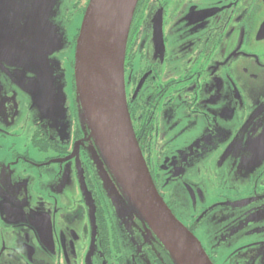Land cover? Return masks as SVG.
Segmentation results:
<instances>
[{"label":"flooded vegetation","instance_id":"obj_1","mask_svg":"<svg viewBox=\"0 0 264 264\" xmlns=\"http://www.w3.org/2000/svg\"><path fill=\"white\" fill-rule=\"evenodd\" d=\"M89 2L0 0V264H175L117 216L80 128L63 133ZM124 80L173 214L214 264H264V0H138Z\"/></svg>","mask_w":264,"mask_h":264},{"label":"water","instance_id":"obj_2","mask_svg":"<svg viewBox=\"0 0 264 264\" xmlns=\"http://www.w3.org/2000/svg\"><path fill=\"white\" fill-rule=\"evenodd\" d=\"M137 2L90 0L76 45L77 102L122 191L120 195L116 188L104 189L117 216L133 214L140 218L157 235L175 264H214L200 240L159 194L134 133L126 100L124 61ZM48 5L47 10L51 3ZM39 104L54 106L41 100ZM57 105L60 110L62 106L59 102Z\"/></svg>","mask_w":264,"mask_h":264},{"label":"rangeland","instance_id":"obj_3","mask_svg":"<svg viewBox=\"0 0 264 264\" xmlns=\"http://www.w3.org/2000/svg\"><path fill=\"white\" fill-rule=\"evenodd\" d=\"M48 2L52 4L54 0H26L27 5L34 4L37 6V9H44L45 4L46 9H48ZM51 102L52 99L50 97H44L41 100L42 104H50ZM59 103L62 106L60 112L63 122V133H69L73 130L74 126L80 128L82 132V135L80 136L85 140L84 143H87V147L85 150L89 156V159L91 160L93 170L97 173L98 177L100 178L103 189H105V186L110 190L116 188L119 194L123 195L121 189L118 187L117 180L115 179L106 160L103 158L100 152L95 138L92 136L91 131L89 130L88 126L84 121V116L80 104L77 102L76 104L74 103V105L66 107V98L60 100Z\"/></svg>","mask_w":264,"mask_h":264}]
</instances>
